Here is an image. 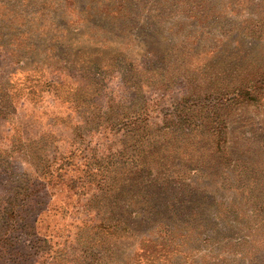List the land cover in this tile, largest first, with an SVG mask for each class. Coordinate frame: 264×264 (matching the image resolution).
<instances>
[{"label": "rangeland", "instance_id": "1", "mask_svg": "<svg viewBox=\"0 0 264 264\" xmlns=\"http://www.w3.org/2000/svg\"><path fill=\"white\" fill-rule=\"evenodd\" d=\"M257 22L264 0H0V264H264V95L220 112L227 161L166 154L180 182L134 168L166 129L116 132L139 109L203 141L198 106L264 73Z\"/></svg>", "mask_w": 264, "mask_h": 264}, {"label": "trees", "instance_id": "2", "mask_svg": "<svg viewBox=\"0 0 264 264\" xmlns=\"http://www.w3.org/2000/svg\"><path fill=\"white\" fill-rule=\"evenodd\" d=\"M252 26H250L251 28ZM249 28V31L251 34H253L256 37H260L264 35V26L259 24L258 22L253 26L251 29ZM249 83V84H248ZM264 95V73L258 72L256 70L252 73L250 78L247 80V84L242 86L237 90L235 94L232 96H219V97H208V103L203 104V106H198L200 111V118L198 119V123L196 122V127L199 128H205L208 129L209 135H200V139H203V141H193L195 137L191 136L190 133L183 134L181 131L177 132V128L179 124L176 123L175 120H163L160 122L150 121V113L145 116L141 117L140 110H136L137 112L134 113L133 119H127L126 121L122 119L119 121V128L116 132H121L123 135L131 134L132 132H135L137 129V132L141 129L143 125L151 126V125H157L161 128H164L166 130H163L164 132L161 134L155 135L156 137V143L153 145L152 148L149 147V140L153 137L152 134L148 135L145 131H142L138 134H134L135 140H138V137H144L143 144L146 142V147L148 149H145V154L143 155V158H146V160L137 162L136 166H134L135 171L139 174H142L146 176V174L150 173V175L153 174V169H158V174L155 176L156 178H163L166 176L169 181H175L180 182L182 181V175L180 174L181 168L177 167L175 164L173 166L166 165V154H168L169 151L172 153H186V149L183 147H189L192 150H203L204 152H210V157H212L214 160H217V163H219V160L226 159L228 155V152L226 150V143H227V127H226V120L223 118L222 115H220V112L225 111V109H229L230 107L247 103L251 101L259 100V96ZM181 108H186L184 104L181 105ZM179 109H177L178 111ZM176 111L174 110V113ZM169 114H164V117L168 116ZM190 120V119H189ZM144 123H141V122ZM141 123V124H140ZM174 126V129H168V127H172V124ZM161 128H156L157 131L161 130ZM102 133L106 132V129H102ZM191 136V137H190ZM183 137H186V139H182ZM182 145V146H181ZM147 150V151H146ZM192 153V152H191ZM191 153L187 152V162L191 165H186L185 170L191 171L193 170V166L201 167V165H205L208 162L212 165V160H207L202 158L201 156H193ZM216 155V156H215ZM216 157V158H215ZM173 161V160H172ZM193 161V163H192ZM238 168V165H235ZM179 168V170H178ZM199 172L203 171V168L198 169ZM180 180V181H179ZM264 204H261V207H259L258 210V217L262 216ZM6 213L9 211V208L5 209ZM154 245L152 244L151 248ZM146 252V250H145Z\"/></svg>", "mask_w": 264, "mask_h": 264}]
</instances>
